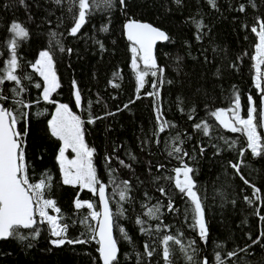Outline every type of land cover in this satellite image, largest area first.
Returning <instances> with one entry per match:
<instances>
[{
	"label": "trees",
	"instance_id": "1",
	"mask_svg": "<svg viewBox=\"0 0 264 264\" xmlns=\"http://www.w3.org/2000/svg\"><path fill=\"white\" fill-rule=\"evenodd\" d=\"M216 2L217 8H212L207 0H182L179 5L175 0H126L124 8L119 0H113L111 9H97L87 18L80 33L71 36L69 30L74 24L76 9L73 7V11L69 12L68 0H62L60 5L54 0H25L27 7L20 5L18 0H0V68L10 55L6 41L11 37L8 31L11 23L14 20L20 22L29 31L26 39L18 40L17 53L23 65L18 74L32 77L24 81L27 91L22 94L31 107L24 109L27 116L18 125L20 130L26 128L28 132L24 139L30 164V183H38L45 174H50L52 187L46 196L56 200L61 208L62 222L69 224L67 237L87 239L84 244L65 243L56 247L51 244L55 237L51 236L47 224L38 225L40 235L35 239L30 235L31 229H20L22 234L29 235V239L0 240V264H103L99 245L80 223L90 210L74 208L77 194L81 199L94 202L97 209L98 197L86 189L81 190L79 186L62 182L56 160L60 141L51 135L49 128V118L57 102H67L85 121L89 115L100 117L94 123L85 124V139L96 150L94 163L99 177L108 185V193L111 194L115 188L109 169L115 170L112 177L117 183L124 180L131 182V202H121L125 212L115 220L132 242L123 239L118 228L114 229L120 249L118 264H164L160 238L169 233H183L185 244L189 240L196 241L199 249L197 264H201L205 257L209 264H216V253L220 254L224 264H264V247H261L264 237L260 236L264 232V219H261L264 217V156L254 157L243 133L224 129L210 115L219 108H233L237 94L243 116L249 107V96L257 106L260 105L261 93L254 84L252 59L257 37L250 28L258 16L264 17V0H253L255 8L248 0ZM241 3L246 8L243 13L238 11ZM130 18L149 21L170 36L169 41L159 42L156 46L157 63L164 68L165 82L160 83L159 73L156 77L149 75L139 92L131 64L132 44L124 32V23ZM200 21L205 27L198 30L196 22ZM102 26H107L109 30L101 31ZM51 33L57 35L52 37ZM197 35L201 39L197 40ZM97 41L104 44L103 49ZM61 45L65 48L64 52L59 50ZM41 49L52 50L60 83L52 94V99L56 101L54 104L43 100V78L31 68ZM67 49H72L71 53ZM140 68L143 69L142 62ZM37 83L41 84V88L35 87ZM152 83H156L158 89H153ZM13 86L12 82L5 83V94L10 99L0 101L10 108L15 107L9 91ZM77 89L82 98L80 107L75 102ZM157 90L160 93L158 99L147 95ZM126 104L127 108L124 107ZM157 106L164 119L175 127L169 126L163 133L159 132ZM193 108L195 112H192ZM190 115L192 119H189ZM203 122L210 125L208 135L203 129L194 128V124ZM177 134L183 144H176L188 153L183 161L195 170L198 194L205 207L209 229L206 244L191 227L190 212L185 219L189 201L174 185L173 170L182 165L175 153L169 156L168 152ZM261 134L264 137L262 131ZM233 141L236 142L234 145ZM106 156L111 158L110 163L105 161ZM120 160L131 167H124ZM232 164H239V171ZM158 165L164 167L158 170ZM241 176L249 184H245ZM250 185L261 190L259 200ZM162 186L167 196L157 190ZM246 196L253 203L249 204ZM169 199L177 211H168ZM116 201L118 196L113 197V213L117 211ZM157 203L164 206L160 220H150L144 216L147 209L142 205L151 207ZM49 213L59 215L51 209ZM138 216L147 220L153 228L161 222L162 227L167 225L168 228L159 234L153 232L152 236L142 234L136 224ZM90 223L95 225V221ZM258 237L260 243L253 245L252 240ZM146 242L156 249L151 258L144 255ZM248 245L252 246L247 251H240ZM232 251H236L237 255L228 258L227 253ZM173 261L174 264H188L179 246H175Z\"/></svg>",
	"mask_w": 264,
	"mask_h": 264
},
{
	"label": "snow or ice",
	"instance_id": "2",
	"mask_svg": "<svg viewBox=\"0 0 264 264\" xmlns=\"http://www.w3.org/2000/svg\"><path fill=\"white\" fill-rule=\"evenodd\" d=\"M19 4L27 7L25 0H18ZM69 12L73 11V7L76 9L73 15L74 24L69 30V35L76 36L80 33L82 27L87 23V18L90 17L97 9L103 7L111 9L113 6V0H68ZM208 4L212 8H217L216 0H207ZM251 7L255 8L256 4L253 0H248ZM54 3L60 5L62 0H54ZM176 4H181L182 0H175ZM121 7L126 8V0H119ZM245 4L239 5L238 11L245 12ZM247 27V25H245ZM198 30L203 29L205 25L202 21L196 22ZM127 40L131 42L132 48V68L135 71L137 81V91L143 89L146 84V77L151 75L156 77L160 74V83H164L163 73L164 68L158 65L157 58L154 53L157 42H166L170 40V36L161 28L154 26L151 23L141 22L136 19H128L124 24ZM101 31L107 32L109 29L107 26H102ZM8 31L11 33V37L6 41V47L10 53L9 58L4 61V66L0 68V101H8L10 97L5 94L4 85L6 82H12L14 86L9 90L12 93V102L15 107H7L4 103H0V240H6L13 238L19 241H25L29 239V235L22 234L20 229H31L30 233L33 239L39 237L40 229L38 225L47 224L51 236L55 239L51 240V244L56 247H62L67 244H84L87 243V239H69L67 232L69 224L63 223V214L60 207L57 206V202L54 199L48 198L46 193L51 191L52 177L50 174H45L38 183H30L29 169L30 164L28 162L26 153L25 137L28 135L27 129L20 130L18 125L27 116V112L24 109H28L31 105L22 98V94L27 91L24 85L25 80H31V75L18 74L23 68L18 57L17 49L19 47L18 40H24L29 36L28 29L20 22L15 20L11 23ZM250 31L258 38V42L254 43L255 55L252 59L255 61V87L260 90L261 100L260 105L257 106L252 96L248 97L249 105L246 118L240 115V96H235V104L233 108H219L212 111L210 115L215 118L216 121L224 128L232 133H243L246 136L247 146L251 150L254 157L264 156V137L258 131V128H264V72L261 71V66L264 65V17H257L255 23L251 26ZM56 33H51L52 37H55ZM197 40L201 39L200 35H197ZM60 43L59 40L56 41ZM101 49L104 48V44L97 41ZM59 50L65 51V48L61 45ZM71 53L72 49H67ZM140 62L143 64V69L140 68ZM31 68L43 78V100L48 103H56L52 99V94L60 87L59 80L54 70V60L52 50H45L39 53V59L31 64ZM172 83V81H167ZM75 86V82H74ZM118 87L119 85H114ZM36 88H41V84H35ZM153 89H158L156 83H152ZM148 96H154L159 98V91L148 92ZM139 99V96H137ZM81 93L79 89L75 91L76 106H81ZM134 102V101H130ZM125 108L128 105H124ZM259 107V110H258ZM156 119L159 124V132L163 133L166 127H175L169 121L164 119L161 109L157 106ZM183 111V109H181ZM196 109L193 108L192 112ZM111 115V113H109ZM193 117L190 115L189 119ZM95 119L89 115L87 121L83 120L81 116L75 114L68 104H59L56 108V113L49 121V127L51 135L61 141V146L56 157L59 165L62 182L65 185L79 186L81 190L86 189L94 196L98 197L99 205L102 210H98L94 202L79 199H74V208L76 210L88 209L90 210L87 215H84L80 220V223L85 226L87 232H90L91 239L95 240L99 245L98 252L103 264H118V255L120 249L118 247V240L114 236V229H119V232L123 239L132 242L131 237L125 231L123 227H120L116 222L115 217L123 216L125 209H123L121 202H131V182L128 180L120 181L117 183L115 177H112L114 169H109V176L111 183L115 185L112 193H108V185H106L97 173V167L94 164V157L96 150L90 147L85 140L86 129L85 124H91L95 122ZM210 125L207 122L194 124L195 129H203L205 135L209 134ZM221 139H224L221 137ZM176 142L183 144L180 135L177 134L173 138V144L171 150L168 152L169 156L176 154V158L181 161L180 167H176L173 171L175 173L174 185L178 189L182 196L187 197L190 207L185 210V219L188 218V213H191L193 230L197 231V234L203 243H207L209 238V229L205 216V207L203 205L201 196L198 194L197 183L194 178L195 170L187 163H184L183 157L188 156V153L183 150L181 146H177ZM159 143V141H157ZM227 143V140H225ZM236 142L233 141L234 145ZM71 150L75 154L74 158L69 159L66 155L68 150ZM204 149L201 148V152ZM243 155V153H241ZM117 159H119L117 157ZM135 159V157H132ZM105 161L110 163L111 158L106 156ZM119 163L124 167L130 168L131 165H126L123 160ZM233 168L239 171V164H232ZM158 170L163 168L164 165H158ZM154 179L159 180L160 177ZM166 179H173L167 177ZM245 184H249L247 179H244ZM254 188V195L256 199H260V189L255 188L254 185H250ZM161 195L167 196L166 189L162 186L157 189ZM118 196L116 201L118 207L116 213H113L111 204L113 197ZM147 197L148 194L145 193ZM150 200L151 197H148ZM245 200L251 204L253 201L249 197H245ZM146 208L144 216L150 220H160L162 215L161 208L163 205L157 203ZM168 211H177L174 207V203L171 199L167 204ZM54 211L59 215L49 214V210ZM259 215V212H257ZM38 217V219H37ZM264 219V217H261ZM90 221H95L93 226ZM136 224L139 226V230L142 234L152 236L153 232L159 234L162 230L168 228L167 225L157 224L155 228L148 225V221L137 217ZM145 225H148L147 227ZM82 235H84L82 233ZM183 233L178 235L165 234L160 238L162 245V259L164 264H174L173 254L175 252V246H179V251L183 253L185 260L188 264H197V254L199 249L196 247L195 240H189L186 244L182 239ZM261 237H264V232L260 233ZM251 239V237H249ZM260 238L252 240V244H259ZM31 245H29L30 247ZM240 249V251H247L248 247ZM220 247V245H217ZM264 247V245H261ZM144 255L151 258L156 249L149 243L144 244ZM237 252L232 251L227 253V257L231 258L236 256ZM216 264H224V260L219 253L215 254ZM201 264H209L207 257L203 259Z\"/></svg>",
	"mask_w": 264,
	"mask_h": 264
},
{
	"label": "rangeland",
	"instance_id": "3",
	"mask_svg": "<svg viewBox=\"0 0 264 264\" xmlns=\"http://www.w3.org/2000/svg\"><path fill=\"white\" fill-rule=\"evenodd\" d=\"M257 42H258V38H257ZM45 50H47V49H41L40 51H39V53L41 52V51H45ZM39 53H38V56H37V58H36V60L37 59H39ZM255 55V54H254ZM35 60V61H36ZM254 64H255V61H254ZM54 70H55V67H54ZM261 71L262 72H264V65H262L261 66ZM55 72H56V70H55ZM56 75H57V73H56ZM57 78H58V76H57ZM262 83H264V81H262ZM254 84H255V73H254ZM259 92H260V90H258ZM42 92H43V89H42ZM43 97V96H42ZM61 103H63V104H68L67 102H57L56 103V105H55V107H54V110H53V113H52V115H51V117L49 118V121H51V119L53 118V116L55 115V113H56V108H57V106L59 105V104H61ZM69 105V104H68ZM249 107H250V105H249ZM69 108L75 113V114H77V115H79L75 110H73L72 108H71V106L69 105ZM240 115L242 116V117H244V118H246V115L245 116H243L242 115V113H241V110H240ZM50 128V127H49ZM258 131L261 133V131L262 130H260V128H258ZM262 135V134H261ZM86 140V139H85ZM61 141H60V146H61ZM86 143H87V141H86ZM88 144V143H87ZM89 145V144H88ZM90 147H92L91 145H89ZM60 148V147H59ZM59 151V150H58ZM57 155H58V153H57ZM66 155L68 156V158L69 159H72V158H74V156H75V154L74 153H72L71 152V150L69 149L68 151H67V153H66ZM95 164V163H94ZM61 174V173H60ZM62 178V177H61ZM79 199H81V198H79ZM82 201L83 200H87V201H89L88 199H81ZM92 202V201H91ZM98 210H99V208H98ZM49 214H52V215H54V213H49Z\"/></svg>",
	"mask_w": 264,
	"mask_h": 264
},
{
	"label": "water",
	"instance_id": "4",
	"mask_svg": "<svg viewBox=\"0 0 264 264\" xmlns=\"http://www.w3.org/2000/svg\"><path fill=\"white\" fill-rule=\"evenodd\" d=\"M131 19H135V18H131ZM136 20H139V21H141V22H146V23H150L149 21H145V20H141V19H136ZM128 21V20H127ZM126 21V22H127ZM125 22V23H126ZM124 23V24H125ZM152 24V23H151ZM155 26V25H154ZM157 27V26H156ZM160 28V27H159ZM162 30H164V29H162ZM165 31V30H164ZM124 32H125V29H124ZM166 32V31H165ZM125 35H126V32H125ZM127 37V36H126ZM159 42H157V44H158ZM157 44H156V46H157ZM156 46H155V49H154V53H155V55H156ZM261 130H262V132H263V134H264V128H261ZM98 202H99V200H98ZM99 210H102V208L100 207V205H99ZM37 219H38V217H37ZM114 236H115V234H114ZM101 259V258H100ZM101 261H102V259H101ZM103 263V262H102Z\"/></svg>",
	"mask_w": 264,
	"mask_h": 264
}]
</instances>
